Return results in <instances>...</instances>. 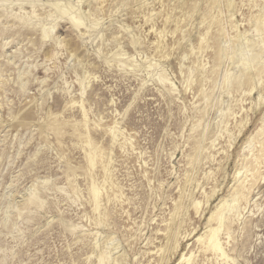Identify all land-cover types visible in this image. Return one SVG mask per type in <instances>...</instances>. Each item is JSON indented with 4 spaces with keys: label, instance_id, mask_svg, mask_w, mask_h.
Wrapping results in <instances>:
<instances>
[{
    "label": "rangeland",
    "instance_id": "374dc122",
    "mask_svg": "<svg viewBox=\"0 0 264 264\" xmlns=\"http://www.w3.org/2000/svg\"><path fill=\"white\" fill-rule=\"evenodd\" d=\"M0 264H264V0H0Z\"/></svg>",
    "mask_w": 264,
    "mask_h": 264
},
{
    "label": "bare ground",
    "instance_id": "6f19581e",
    "mask_svg": "<svg viewBox=\"0 0 264 264\" xmlns=\"http://www.w3.org/2000/svg\"><path fill=\"white\" fill-rule=\"evenodd\" d=\"M90 158V157H89ZM93 158V157H92ZM91 159V158H90ZM89 162V161H88ZM93 162V161H92ZM92 164V163H91ZM92 194L94 195V197H95V195H96V190H95V188H93L92 189ZM95 204H97V202H96V198H95ZM220 217V216H219ZM211 221V220H210ZM216 233H217V230L215 229V230H210L209 231V235H208V237H207V239H206V246H207V248L208 249H210L211 251H213V252H219L220 254H221V256H224V253L221 251V248H220V245H219V243H218V240H217V235H216ZM202 239V238H201ZM187 261V260H186Z\"/></svg>",
    "mask_w": 264,
    "mask_h": 264
}]
</instances>
